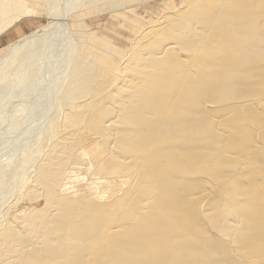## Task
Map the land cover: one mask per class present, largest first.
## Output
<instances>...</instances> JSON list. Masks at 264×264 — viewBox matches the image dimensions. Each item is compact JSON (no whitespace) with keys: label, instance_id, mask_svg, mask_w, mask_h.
<instances>
[{"label":"bare ground","instance_id":"1","mask_svg":"<svg viewBox=\"0 0 264 264\" xmlns=\"http://www.w3.org/2000/svg\"><path fill=\"white\" fill-rule=\"evenodd\" d=\"M139 1L0 0V35L49 18L0 55V264H264V0L80 30Z\"/></svg>","mask_w":264,"mask_h":264},{"label":"rangeland","instance_id":"2","mask_svg":"<svg viewBox=\"0 0 264 264\" xmlns=\"http://www.w3.org/2000/svg\"><path fill=\"white\" fill-rule=\"evenodd\" d=\"M181 3V0H140L139 2L130 3L131 7L129 9L121 7L117 10L115 13H111L112 11L108 9H104L101 14L92 13L88 15H84L85 19L82 22V26L80 27V30L83 32H87L91 38L96 39H105V42L108 43L110 46L114 47L116 50H124L126 49L131 42L135 38V28H137L140 25H147V23L150 20H154L156 18H159L160 15L163 12H166L169 7H176L179 6ZM110 12V13H109ZM92 16V17H91ZM48 15L46 14V11L42 8L38 11V16L26 18L23 21H21L19 24H17L15 27L11 28L9 31L5 32L4 34L0 35V55L3 52H6V45L14 42L15 40L23 37L24 35L30 33L34 29L41 27L43 25L48 24ZM105 37V38H103ZM116 63H119V60L116 61ZM53 112V110L49 109L44 113L41 114L40 117L32 118L33 120L31 122V125L29 126L31 131L27 135H23V137H19L18 145L19 148L16 150V153L21 155L24 154V147L28 146H41L43 143L47 144L45 141L41 145L37 142V138H43V133L40 132L45 130L49 123V115ZM44 114V115H43ZM43 115V116H42ZM45 119H44V118ZM48 117V118H46ZM40 118H42L40 120ZM36 119V120H35ZM39 119V120H37ZM48 119V120H47ZM47 120V121H46ZM41 121L45 122V124ZM37 124H36V123ZM48 122V123H47ZM34 123V124H33ZM44 124V126H43ZM28 127V128H29ZM34 129H32V128ZM45 127V128H43ZM36 128V129H35ZM38 128V129H37ZM43 129V130H42ZM33 133V134H31ZM41 133V134H40ZM35 135V136H34ZM42 135V137H41ZM23 140V141H21ZM23 143H21V142ZM21 143V144H20ZM37 143V144H36ZM23 144V145H22ZM25 144V145H24ZM43 144V146L45 145ZM24 146V147H23ZM47 146V145H45ZM44 146V147H45ZM36 149V148H35ZM45 149V148H44ZM40 150V149H39ZM39 150L37 149L33 151L34 154H39ZM15 194L12 192H8L4 196V200L6 203L3 206V209L8 205L9 203L14 202ZM10 201H8L7 200ZM10 198V199H9ZM13 198V200H12ZM21 201V200H20ZM9 202V203H8ZM2 205H0L1 208ZM18 207L15 206V208L12 209L13 213H21L22 211H29L31 208L34 207H41V205H38V203L30 202L28 199L22 200V202L17 204ZM5 210V209H4Z\"/></svg>","mask_w":264,"mask_h":264}]
</instances>
